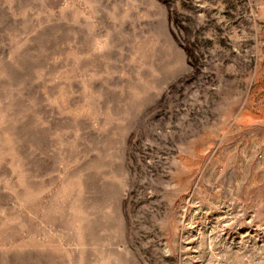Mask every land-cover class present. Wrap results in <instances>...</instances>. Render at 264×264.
I'll return each instance as SVG.
<instances>
[{
	"label": "rangeland",
	"instance_id": "1",
	"mask_svg": "<svg viewBox=\"0 0 264 264\" xmlns=\"http://www.w3.org/2000/svg\"><path fill=\"white\" fill-rule=\"evenodd\" d=\"M0 264H264V0H0Z\"/></svg>",
	"mask_w": 264,
	"mask_h": 264
}]
</instances>
